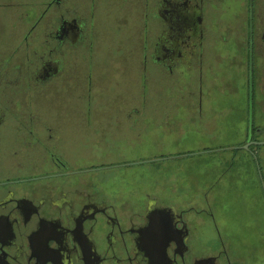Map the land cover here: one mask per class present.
I'll return each instance as SVG.
<instances>
[{
	"label": "flooded vegetation",
	"instance_id": "flooded-vegetation-1",
	"mask_svg": "<svg viewBox=\"0 0 264 264\" xmlns=\"http://www.w3.org/2000/svg\"><path fill=\"white\" fill-rule=\"evenodd\" d=\"M0 264H264V0H0Z\"/></svg>",
	"mask_w": 264,
	"mask_h": 264
},
{
	"label": "rangeland",
	"instance_id": "rangeland-1",
	"mask_svg": "<svg viewBox=\"0 0 264 264\" xmlns=\"http://www.w3.org/2000/svg\"><path fill=\"white\" fill-rule=\"evenodd\" d=\"M193 161H194V162H193ZM194 163H196V160H193V158H191L190 160H189V159L187 160L188 168H187V170H186V175H185V177L188 178L189 184H192V182H190L192 176H193L194 174L197 175L196 172H195ZM210 180L213 182L214 179L211 178ZM230 191H231V192H235L236 189L233 188V189H231ZM218 194H219V196H220L221 193H218ZM224 200H226L228 203H246V202H245V199H242V197H239V198L234 197L233 199H231L229 196H225Z\"/></svg>",
	"mask_w": 264,
	"mask_h": 264
}]
</instances>
